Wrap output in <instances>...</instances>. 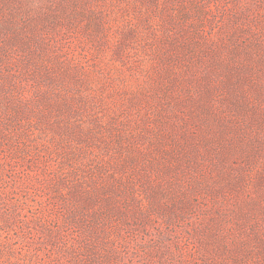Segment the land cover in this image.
<instances>
[{
    "label": "rangeland",
    "instance_id": "rangeland-1",
    "mask_svg": "<svg viewBox=\"0 0 264 264\" xmlns=\"http://www.w3.org/2000/svg\"><path fill=\"white\" fill-rule=\"evenodd\" d=\"M0 264H264V0H0Z\"/></svg>",
    "mask_w": 264,
    "mask_h": 264
}]
</instances>
